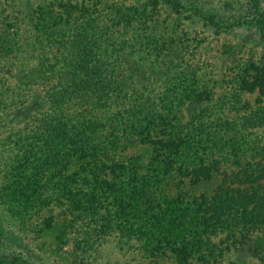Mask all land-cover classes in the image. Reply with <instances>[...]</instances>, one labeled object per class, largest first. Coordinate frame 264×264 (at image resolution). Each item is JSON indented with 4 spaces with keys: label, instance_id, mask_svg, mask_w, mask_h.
I'll list each match as a JSON object with an SVG mask.
<instances>
[{
    "label": "trees",
    "instance_id": "16d2710c",
    "mask_svg": "<svg viewBox=\"0 0 264 264\" xmlns=\"http://www.w3.org/2000/svg\"><path fill=\"white\" fill-rule=\"evenodd\" d=\"M112 1L0 0L7 225L36 238L47 228L84 253L116 239L201 264H224L257 230L244 250L264 264V63L198 62L185 22L223 25L180 0ZM57 196L74 218L53 225Z\"/></svg>",
    "mask_w": 264,
    "mask_h": 264
},
{
    "label": "rangeland",
    "instance_id": "374dc122",
    "mask_svg": "<svg viewBox=\"0 0 264 264\" xmlns=\"http://www.w3.org/2000/svg\"><path fill=\"white\" fill-rule=\"evenodd\" d=\"M39 1L41 0H20L19 3L25 8L34 6ZM118 1L125 4V6H131L134 3V0ZM180 1L183 5L182 11L188 9L191 13L197 14L192 8L201 9L205 14L211 13L212 15H216V20L223 25V28H219L211 26L204 21H196L194 24L185 22L189 31L187 43H192L191 38H194L195 41H201L200 50L196 53V57L199 59L198 62L211 59L210 63H212L214 60H217L221 62L218 66V72H227L244 62L264 63V39L262 38V32L256 26L262 20L263 23L260 24L264 29V0ZM92 2L93 0H81L80 3L90 5ZM109 2L113 1L109 0ZM143 2L144 0H135V3ZM231 24L235 26L228 28V25ZM237 24L242 25L238 26ZM207 45L210 48V51L208 48L209 52H207ZM233 45L236 46L237 53L232 60L230 56L220 59L218 54L216 55L217 50L224 52ZM262 90L263 88H256V92L247 94V106L254 107L259 105L257 99ZM37 102V105L40 106L39 100ZM34 108L35 104L28 108L30 114ZM2 118L5 119H1L0 127L7 126L5 130L11 128L8 123L11 122V115L7 116L5 113L2 115ZM1 135L2 137L5 136L4 134ZM6 155L7 153L3 147H0V186H2L4 178V172L2 171L4 161H8V156ZM112 160L115 161L114 158H110V161ZM51 198L46 199L50 204L45 205V208L52 211L51 213H47L46 218H53V225H55L56 221L60 223L72 221L74 218L73 207L70 206L68 200L59 196ZM1 207L0 205V264H201V262L199 263L194 259L186 257L182 251L169 249L164 245H161L159 248H147V250H143L134 242L124 243L116 239L109 241L99 248L94 247L95 252L92 250L84 253L72 243H68L67 245L62 244L64 240L54 237V234L50 233L46 228V222L40 225V230L43 226L46 228L44 229L45 232L41 233L42 236L40 238H36L33 234L22 229L19 223H13L8 226V217L2 214ZM251 231L247 232L246 235L248 237L244 239V244L238 246L239 249L243 248V250L235 252L231 248L225 259L226 264H238L240 262H245V264H262L261 261L244 250L250 241L249 236H256L257 230ZM224 236V233L222 235L221 233H217L215 241L217 242L220 238H224ZM208 263L223 264L219 258L209 259L208 262L202 261V264Z\"/></svg>",
    "mask_w": 264,
    "mask_h": 264
}]
</instances>
